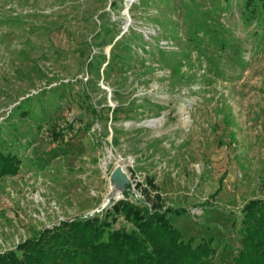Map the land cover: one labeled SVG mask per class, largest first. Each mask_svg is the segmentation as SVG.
I'll return each mask as SVG.
<instances>
[{
  "label": "rangeland",
  "instance_id": "obj_1",
  "mask_svg": "<svg viewBox=\"0 0 264 264\" xmlns=\"http://www.w3.org/2000/svg\"><path fill=\"white\" fill-rule=\"evenodd\" d=\"M246 3L0 0V129L22 160L0 179V253L77 218L132 232L113 206L146 192L217 260L239 251L264 199V30Z\"/></svg>",
  "mask_w": 264,
  "mask_h": 264
},
{
  "label": "trees",
  "instance_id": "obj_2",
  "mask_svg": "<svg viewBox=\"0 0 264 264\" xmlns=\"http://www.w3.org/2000/svg\"><path fill=\"white\" fill-rule=\"evenodd\" d=\"M246 1L242 15L264 30V0ZM16 148L0 129V179L18 174L22 160ZM145 194L144 201L128 195L113 206L134 224L132 232L115 229L102 215L77 218L0 253V264H264V199L244 207L240 249L231 259L219 261L212 239L187 240L173 223L172 217L186 215V210L165 208L161 196Z\"/></svg>",
  "mask_w": 264,
  "mask_h": 264
},
{
  "label": "water",
  "instance_id": "obj_3",
  "mask_svg": "<svg viewBox=\"0 0 264 264\" xmlns=\"http://www.w3.org/2000/svg\"><path fill=\"white\" fill-rule=\"evenodd\" d=\"M111 185L119 193L124 194L127 188L131 185V178L124 171L123 167H118L111 175Z\"/></svg>",
  "mask_w": 264,
  "mask_h": 264
}]
</instances>
